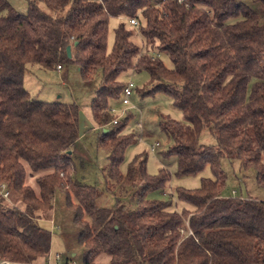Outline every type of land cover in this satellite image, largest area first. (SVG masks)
<instances>
[{"label":"trees","instance_id":"16d2710c","mask_svg":"<svg viewBox=\"0 0 264 264\" xmlns=\"http://www.w3.org/2000/svg\"><path fill=\"white\" fill-rule=\"evenodd\" d=\"M247 1L27 0L20 12L0 0V189L24 203L10 204L0 192V264L47 257L52 234L39 221L58 191L74 209L83 264H100L101 254L106 264H264V200L222 193L223 159L238 162L244 173L254 170L264 188V19ZM111 17L129 24L136 17L142 45L121 22L108 50ZM33 64L77 65L83 80L98 81L91 109L97 146L107 156L105 187L118 191L113 207L99 206L101 190L74 174L78 105L32 96L24 77ZM129 71L150 76L140 95L169 94L189 121L159 122L172 140L166 155L177 157V174L193 176L209 166L214 175L198 188H177L181 210L148 197L166 187V169L151 175L144 161H134L127 174L121 171L138 134L125 131L132 113L114 124L111 109ZM204 130L213 143L201 142ZM127 195L135 206L123 201Z\"/></svg>","mask_w":264,"mask_h":264},{"label":"rangeland","instance_id":"374dc122","mask_svg":"<svg viewBox=\"0 0 264 264\" xmlns=\"http://www.w3.org/2000/svg\"><path fill=\"white\" fill-rule=\"evenodd\" d=\"M20 12H26L27 0H8ZM248 4L257 10L264 19V3L261 1L248 0ZM44 10H48L44 3H40ZM5 14L0 11V16ZM125 22L132 30V40L142 45V36L138 25L129 24L124 18L111 17L109 20L108 50L113 49L115 41V28ZM160 58L169 68L173 63L168 54L161 53ZM132 79L135 88L131 96L133 107H126L121 99L115 101L119 120L126 117L130 112L133 116L128 121L125 131L138 134L135 143L129 145L125 150L124 161L121 164V171L127 174L128 167L134 161H144L148 174H158L161 168L167 170L169 178L164 189L152 191L148 197L164 201H172L173 206L181 210L184 206L176 196L178 187L188 189L198 188L203 177L214 178L209 166L204 171L193 176H180L178 172V159L175 155H166L172 140L159 126L162 117H169L183 123H189L183 112L175 105L173 98L164 92L140 95L138 89L150 86V76L146 71H129L122 76L125 82ZM24 86L40 100L56 101L65 103H76L79 107V138L71 148L74 156L75 176L85 182L96 185L101 194L97 198V204L102 207L111 208L116 203L118 191H108L105 187V180L101 169L107 164V156L104 150L97 146V137L100 133L93 112L91 100L98 87V81H85L81 78L77 65L64 66L62 69H47L40 65H29L24 77ZM126 108V110H125ZM125 111V112H124ZM141 123V128L139 127ZM142 129V130H141ZM141 133H143L141 135ZM141 135V136H140ZM201 142L213 143V136L204 130L201 134ZM155 146V150L151 147ZM221 168L226 176V184L223 188V195L234 197H254L264 200V188L256 183L254 170L244 173L238 162L221 160ZM245 175V176H244ZM8 189V187H6ZM131 192V191H130ZM13 193V192H12ZM6 198L10 204L23 207L21 198L14 194ZM132 193V192H131ZM123 201L133 206L137 201L130 196L122 197ZM40 224L49 229L52 234L50 252L45 259L35 263H11V264H83V245L79 241L80 227L74 221V209L66 203L65 193L58 191L53 197V208L45 218L40 219ZM60 255L58 261L56 256ZM97 261L100 264L108 262V256L101 254Z\"/></svg>","mask_w":264,"mask_h":264},{"label":"built area","instance_id":"2783aa9c","mask_svg":"<svg viewBox=\"0 0 264 264\" xmlns=\"http://www.w3.org/2000/svg\"><path fill=\"white\" fill-rule=\"evenodd\" d=\"M176 1L179 2V3H183L185 0H176ZM129 21L133 25H138L139 24L138 23V19L136 17L129 18ZM57 68L61 69L62 66L58 65ZM134 88H135V83L132 81V79H130L129 81L126 82L125 87H124L123 92H122V97H121V103L124 106H126V107H133L132 104H131V96L133 94ZM111 110H112L113 113H116V108L114 106L112 107ZM125 110H126V108H125ZM118 120L119 119L116 118L113 121V123L116 124L118 122ZM139 127L141 128V123H139ZM151 149L155 150V146H152ZM0 192L2 193V195L5 198H7L10 195V190L6 189V186H4V185L1 187ZM56 258L59 261L60 260V255H57ZM3 263L9 264V261L5 260V261H3ZM47 264H52V263L48 262Z\"/></svg>","mask_w":264,"mask_h":264},{"label":"water","instance_id":"95a60500","mask_svg":"<svg viewBox=\"0 0 264 264\" xmlns=\"http://www.w3.org/2000/svg\"><path fill=\"white\" fill-rule=\"evenodd\" d=\"M67 52H68V55L71 56V47L70 46L67 47Z\"/></svg>","mask_w":264,"mask_h":264},{"label":"crops","instance_id":"0c3cea01","mask_svg":"<svg viewBox=\"0 0 264 264\" xmlns=\"http://www.w3.org/2000/svg\"><path fill=\"white\" fill-rule=\"evenodd\" d=\"M62 68H63V67H62ZM62 68H61V69H62Z\"/></svg>","mask_w":264,"mask_h":264}]
</instances>
